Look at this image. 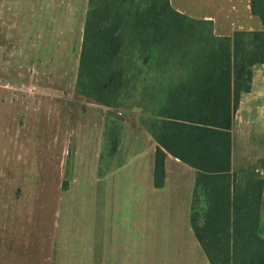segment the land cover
<instances>
[{"label":"trees","instance_id":"trees-1","mask_svg":"<svg viewBox=\"0 0 264 264\" xmlns=\"http://www.w3.org/2000/svg\"><path fill=\"white\" fill-rule=\"evenodd\" d=\"M159 2L90 0L77 90L113 108H141L159 143L157 187L166 152L196 168L191 221L210 264H264V176L231 166L233 113L251 89L253 67L264 64V30L217 36L211 20L183 14L170 0L160 10ZM251 6L264 22V0ZM200 191L207 205L199 225Z\"/></svg>","mask_w":264,"mask_h":264},{"label":"crops","instance_id":"crops-1","mask_svg":"<svg viewBox=\"0 0 264 264\" xmlns=\"http://www.w3.org/2000/svg\"><path fill=\"white\" fill-rule=\"evenodd\" d=\"M170 1L183 14L211 20L217 36L264 30L262 18L252 11V0ZM89 2L0 0V25L85 26ZM138 110L121 126H114L116 118L105 122L98 145L96 135L91 136V167L98 177L93 183H102L92 198L94 205L101 202L104 208L57 211L61 221H56V233L44 237L49 249L43 256L51 264L54 253V264H210L191 221L197 170L166 152L165 183L155 185L159 143ZM231 132L232 170L252 168L264 176V64L253 67L251 89L241 95ZM77 220L81 225L70 226ZM259 233L264 237V188ZM26 260L21 264H30Z\"/></svg>","mask_w":264,"mask_h":264},{"label":"rangeland","instance_id":"rangeland-1","mask_svg":"<svg viewBox=\"0 0 264 264\" xmlns=\"http://www.w3.org/2000/svg\"><path fill=\"white\" fill-rule=\"evenodd\" d=\"M85 32L86 26L0 25V260L51 264L44 237L55 235L57 211L104 208L92 198L102 183H93L90 138L95 134L98 145L105 122L116 118L121 126L139 110L105 107L77 90ZM206 205L200 191L199 225Z\"/></svg>","mask_w":264,"mask_h":264},{"label":"built area","instance_id":"built-area-1","mask_svg":"<svg viewBox=\"0 0 264 264\" xmlns=\"http://www.w3.org/2000/svg\"><path fill=\"white\" fill-rule=\"evenodd\" d=\"M256 172H258V170H256Z\"/></svg>","mask_w":264,"mask_h":264}]
</instances>
